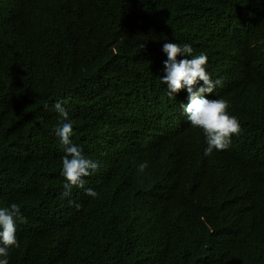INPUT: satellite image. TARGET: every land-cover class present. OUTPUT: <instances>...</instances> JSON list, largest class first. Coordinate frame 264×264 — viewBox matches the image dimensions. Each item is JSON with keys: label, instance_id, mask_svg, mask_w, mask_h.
Returning a JSON list of instances; mask_svg holds the SVG:
<instances>
[{"label": "trees", "instance_id": "obj_1", "mask_svg": "<svg viewBox=\"0 0 264 264\" xmlns=\"http://www.w3.org/2000/svg\"><path fill=\"white\" fill-rule=\"evenodd\" d=\"M10 1L26 45L1 52L0 63L24 54L39 104L63 99L75 78L104 69L117 48L129 81L160 103L163 127L140 123L119 133L117 119L108 123L119 101L100 102L91 117L75 114L71 139L100 164L85 177L98 195L74 188L62 197L65 152L55 129L64 121L39 115L19 127L21 83L0 90V206L16 203L23 216L9 264H264V0ZM43 7L49 23L37 20ZM167 42L191 43L192 56L195 46L210 63L229 62L215 78L243 132L227 150L206 156L202 129L168 126L182 96L170 98L161 81ZM146 50L156 55L143 62ZM142 162L148 168L138 174Z\"/></svg>", "mask_w": 264, "mask_h": 264}, {"label": "clouds", "instance_id": "obj_2", "mask_svg": "<svg viewBox=\"0 0 264 264\" xmlns=\"http://www.w3.org/2000/svg\"><path fill=\"white\" fill-rule=\"evenodd\" d=\"M10 3H12L10 0H0V53L9 48L23 49L26 45L16 33L15 9ZM37 20L49 23V14L45 13L44 7L37 15ZM123 28L131 31L133 26L127 24ZM190 44L188 42L184 45L175 42L163 44V52L167 54V59L160 57L159 69L163 70L161 81L167 85L170 98L174 95L182 96V101L179 102L180 109L168 126L179 124L180 130L187 127L202 129L201 133L204 134L207 144L204 155L210 156L214 151L227 150L232 144V137L241 135L243 128L238 118L229 111L231 107L229 101L218 91V86L223 87L222 78H215L214 69H222L229 62L210 63L209 54L195 46L196 54L192 56L193 48ZM194 44L200 45L199 40L195 39ZM218 48L222 52L223 44L220 43ZM158 49L160 53L162 47ZM155 55L150 50L139 54L143 62L150 61ZM126 68L125 53L115 48L104 69L93 73L89 69L75 78L79 81L64 94L63 99L55 95L47 102L39 104L40 87L34 82L31 65L29 61L25 62L24 54L0 63V90L16 82L22 86L20 90L23 93L22 102L26 112L17 122L19 127L35 121L39 115L44 120L53 115L64 121L55 129L65 152L64 157L61 155L64 184L62 197H71L74 188L84 189L85 193L92 197L98 195L92 188H85V177L97 172L100 164L87 158L71 139L75 135L73 121L75 114L91 117L100 102L109 105L119 101V108L108 121L112 125L117 119L119 133L130 132L132 130L130 125L140 123H151L150 127L159 131L163 127L159 123L160 103L155 97H148L151 90L147 86L129 81L127 78L129 71ZM96 92L101 93L100 98L87 103L86 100ZM137 93L145 94V97L135 100ZM35 104L37 105L34 106ZM101 134L104 133L98 135ZM150 135L156 136L154 132ZM13 156L21 158L20 151L17 150ZM147 168V162L140 163L137 167L138 174H143ZM1 204L3 203L0 201ZM126 210L135 216L129 208ZM19 219L23 220V216L18 204L0 206V264H9L10 250L20 247L17 237Z\"/></svg>", "mask_w": 264, "mask_h": 264}]
</instances>
